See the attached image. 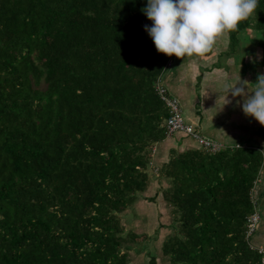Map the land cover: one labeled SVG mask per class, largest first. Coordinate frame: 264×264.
Masks as SVG:
<instances>
[{
	"label": "trees",
	"instance_id": "obj_1",
	"mask_svg": "<svg viewBox=\"0 0 264 264\" xmlns=\"http://www.w3.org/2000/svg\"><path fill=\"white\" fill-rule=\"evenodd\" d=\"M146 4L0 0V264H128L139 236L126 226L128 208L150 183L152 147L162 160L166 139L155 86L159 77L167 86L175 61L145 31ZM244 33L254 38L246 60L264 75V0L228 33V54ZM182 139L156 161L158 187L142 199L169 207L164 263L260 264L249 242L259 244L263 224L264 144L209 152Z\"/></svg>",
	"mask_w": 264,
	"mask_h": 264
},
{
	"label": "rangeland",
	"instance_id": "obj_2",
	"mask_svg": "<svg viewBox=\"0 0 264 264\" xmlns=\"http://www.w3.org/2000/svg\"><path fill=\"white\" fill-rule=\"evenodd\" d=\"M245 33L238 35V46L234 47V51H229L230 55L234 57H241L237 58L239 61L233 60L232 62L235 71L231 70L234 73H229L228 70H230L231 67L226 66L229 61L227 60L228 53L226 51L229 41L228 34L222 35L217 38V43L214 45V49L211 50L212 52L210 51L201 57L195 58L194 60L189 58L176 60L175 58L174 63L170 62L169 67L163 74L165 83L167 84V87H169V92L175 95L179 93L177 82H175L176 79H174L177 76L173 77L174 75L178 74V78L188 75L184 81L186 83L189 82V84L184 88V92H186L187 96H189V99L191 98L189 103L191 105L196 104L198 107H201V105L205 106L208 100L206 99L207 96H205V94L210 91H215L214 84L219 89H225V85L236 84L233 82L235 76H238L237 73L239 72L242 75L241 78L243 81L249 82L247 87L249 92H251L255 86L254 83L256 82L258 75H255L256 66L253 65L251 61H243L246 55H251L252 52L248 46L251 40L254 39L250 35L251 39H248V35H245ZM255 37H262V32L257 31ZM254 54H256V52ZM208 69L209 71H207ZM196 75H201V79L199 80L195 77ZM226 95L227 94L224 95V98ZM229 95L230 94L226 97L229 103L224 104L225 99L222 98L220 101H216L212 105H209L210 107L207 110L203 109V112H201V114L207 118L208 114H210L208 111H211L212 116L217 119L213 123H208V126L206 127L211 132V136L220 139L222 138V135H220L221 131L224 135L228 136V139L233 140V143L243 141L250 142V144H253L252 142H258L263 145L264 140L263 136H261L263 128L260 129L262 126L257 124V122L255 123V120L252 121V117L245 116L242 111L243 100L241 101V99H239V102L234 100L232 96ZM181 103L184 116H190L191 111L188 102L181 99ZM202 123L205 124L207 122L205 120ZM200 129L202 131L203 127ZM179 135H181V133L173 134L175 138ZM185 141L195 146L192 139L186 137ZM153 147L155 153L152 152L150 154L151 162L148 166L150 183L147 190L139 194L138 201L128 208L131 215L126 216L125 219L127 221V228H135L139 234L138 238L134 242H130L131 244L128 248L130 259L128 264H149L148 258L149 255L152 254L156 256L155 264H165L159 254V247L164 237L173 230L172 226L169 224L171 221L169 207L161 200L160 197H155L153 203L142 200L145 196L151 195L158 187L156 184L158 176V165H156V161L160 162L163 159H166L165 154L167 150H165V154L161 157L162 160H160L156 153L161 150V145L157 144ZM262 174H264V167L262 168ZM262 174L260 176L261 178L263 177L262 181L258 183V188H260L259 201L261 197L264 196V175ZM261 201L264 202V198ZM258 208L261 210V214H263V224L256 240L257 243H259L258 245L264 246V207H261L260 205Z\"/></svg>",
	"mask_w": 264,
	"mask_h": 264
},
{
	"label": "clouds",
	"instance_id": "obj_3",
	"mask_svg": "<svg viewBox=\"0 0 264 264\" xmlns=\"http://www.w3.org/2000/svg\"><path fill=\"white\" fill-rule=\"evenodd\" d=\"M258 0H147L141 11L152 26H145L157 53L177 59H195L210 52L217 38L237 30L240 22L256 12ZM249 82L225 85L229 93L243 98L242 111L264 127V75Z\"/></svg>",
	"mask_w": 264,
	"mask_h": 264
},
{
	"label": "built area",
	"instance_id": "obj_4",
	"mask_svg": "<svg viewBox=\"0 0 264 264\" xmlns=\"http://www.w3.org/2000/svg\"><path fill=\"white\" fill-rule=\"evenodd\" d=\"M168 62V66H169ZM156 91L160 99L163 101L167 109V116L164 120L166 137L172 136L174 133H181L192 139L194 143L202 149L215 152L224 147L226 144L221 141L214 140L202 133L200 126L186 120L183 114L181 102L177 96L169 92L164 84L162 77L156 82ZM231 146V145H229ZM154 151V147H152ZM260 216L257 210H254L246 217V237L251 236L252 232L258 225ZM250 248H254L260 254L259 262L264 264V246L249 242Z\"/></svg>",
	"mask_w": 264,
	"mask_h": 264
},
{
	"label": "crops",
	"instance_id": "obj_5",
	"mask_svg": "<svg viewBox=\"0 0 264 264\" xmlns=\"http://www.w3.org/2000/svg\"><path fill=\"white\" fill-rule=\"evenodd\" d=\"M235 46H238V43H237V45H235ZM214 49V48H213ZM212 52V51H211ZM176 58V57H175ZM237 58H241V57H238V56H232V55H230V54H228L227 55V60H229L228 61V63L226 64V66H230L231 68H230V70H228V72L229 73H234L232 70H234V67H233V64H232V62H233V60H236V61H239ZM246 57H244V59H243V61L245 62L246 61ZM176 60H177V58H176ZM180 64H182V63H180ZM179 64V65H180ZM232 64V65H231ZM169 67V66H168ZM232 69V70H231ZM235 71V70H234ZM238 74V76H235V79H234V82L233 83H237V81H239L238 79H239V77H240V79L243 81V79L241 78L242 77V75H241V73L239 72V73H237ZM243 74V73H242ZM175 76H177L176 78V80H177V85L179 86H177V88H178V94H174L175 96H177L178 98H179V100H180V102H181V99H183V100H186L187 102H188V104H189V108H190V111H191V115L190 116H186L185 115V118H186V120L187 121H189V122H192V123H195V124H197V125H199L200 126V128H202L203 127V130L202 131H204L203 133L206 135V136H208V137H210V138H212V139H214V140H217V141H221V142H224V143H229V144H232L233 142V140H231V139H228V136H226V135H224L223 134V132H221L220 131V135H222L221 137L222 138H220V139H218L217 137H214V136H211V132L206 128L207 126H208V123H213L214 121H216L217 119L216 118H214L213 116H212V112L211 111H208L210 114H208V117L207 118H205L204 117V115L203 114H201V112H203L202 110L204 109V110H207L210 106L209 105H212L213 103H215L216 101H220L222 98H224V95L225 94H227V92L226 91H223V90H225V89H219L218 87H216V85L214 84V89H215V91H210V92H208V93H206L205 94V96H207L206 97V99H208L207 100V102H206V105L205 106H202L201 105V107H198L196 104H194V105H191L190 103H189V101H191V98L189 99V96H187V94H186V92H184V88L185 87H187L188 86V84H189V82H185L184 80H186V78H187V76L188 75H186V76H184V77H179L178 78V74L177 75H174L173 77H175ZM195 77H197L198 78V76L196 75ZM199 80L201 79V75H200V77L198 78ZM237 79V80H236ZM198 81V80H197ZM203 81V80H202ZM204 82V81H203ZM215 83V82H214ZM232 84V83H231ZM234 85V84H233ZM187 93H189V92H187ZM208 94V95H207ZM230 95L229 96H232L231 95V93H229ZM232 98L234 99V100H237V101H239L240 102V100L239 99H241V101L243 100V98L242 97H240V96H236V97H233L232 96ZM181 105H182V103H181ZM191 105V106H190ZM206 120V122L207 123H205V124H203L202 122H204ZM215 133V132H214ZM177 137H183V139H182V145L183 144H185L186 143V141H185V139H186V137L183 135V134H181V135H179V136H177ZM175 147V146H177V142L175 141V137L172 135V136H170V137H166V139H165V141H164V143H162V149H163V153H162V156L161 157H163V155L165 154L164 152H165V150H167V148L168 147ZM166 156H167V151H166V154H165ZM160 158V157H159Z\"/></svg>",
	"mask_w": 264,
	"mask_h": 264
}]
</instances>
